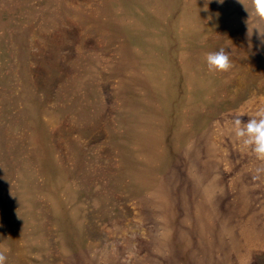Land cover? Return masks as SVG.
Here are the masks:
<instances>
[{
	"label": "rangeland",
	"instance_id": "rangeland-1",
	"mask_svg": "<svg viewBox=\"0 0 264 264\" xmlns=\"http://www.w3.org/2000/svg\"><path fill=\"white\" fill-rule=\"evenodd\" d=\"M205 2L0 0L5 264H264V44Z\"/></svg>",
	"mask_w": 264,
	"mask_h": 264
},
{
	"label": "clouds",
	"instance_id": "clouds-1",
	"mask_svg": "<svg viewBox=\"0 0 264 264\" xmlns=\"http://www.w3.org/2000/svg\"><path fill=\"white\" fill-rule=\"evenodd\" d=\"M237 2L248 14L245 23L249 41L255 32L264 44V0H237ZM208 3H211V0H206L204 11H208ZM217 3L223 4L224 0H217ZM250 22H252L251 27ZM205 61L209 72H227L232 68L229 52L225 48L207 53ZM242 116L243 114L237 115L233 119L232 134L242 150L251 152L257 160L264 162V106L258 107L251 116H248L246 123L242 121ZM262 170L264 169H257L258 172ZM6 259L5 252L0 250V264H5Z\"/></svg>",
	"mask_w": 264,
	"mask_h": 264
}]
</instances>
